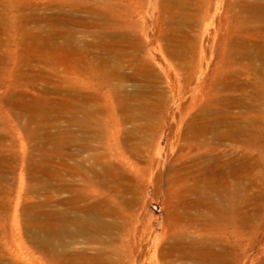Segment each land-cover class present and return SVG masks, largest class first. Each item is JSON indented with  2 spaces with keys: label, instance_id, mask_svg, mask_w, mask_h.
<instances>
[{
  "label": "rangeland",
  "instance_id": "1",
  "mask_svg": "<svg viewBox=\"0 0 264 264\" xmlns=\"http://www.w3.org/2000/svg\"><path fill=\"white\" fill-rule=\"evenodd\" d=\"M0 264H264V0H0Z\"/></svg>",
  "mask_w": 264,
  "mask_h": 264
},
{
  "label": "bare ground",
  "instance_id": "2",
  "mask_svg": "<svg viewBox=\"0 0 264 264\" xmlns=\"http://www.w3.org/2000/svg\"><path fill=\"white\" fill-rule=\"evenodd\" d=\"M261 6L258 7L260 9ZM102 226L101 222L99 220H94L88 216L86 217H81V218H75L72 220H67L61 218L60 224L54 228H48L46 229L47 231V236L44 234H41L39 231H34L30 227L31 230V235L32 241L33 242H38L41 244L47 243L48 239L51 237H56L58 236H66V235H75V234H90V228L93 229H99ZM41 230V229H38Z\"/></svg>",
  "mask_w": 264,
  "mask_h": 264
}]
</instances>
